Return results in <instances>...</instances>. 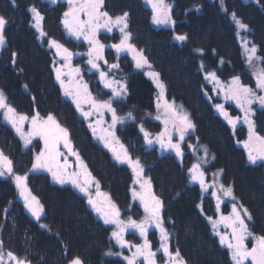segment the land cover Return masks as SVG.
Returning <instances> with one entry per match:
<instances>
[{
    "label": "rangeland",
    "instance_id": "1",
    "mask_svg": "<svg viewBox=\"0 0 264 264\" xmlns=\"http://www.w3.org/2000/svg\"><path fill=\"white\" fill-rule=\"evenodd\" d=\"M46 1V0H45ZM50 1L51 4H58V7L60 9V15L58 18L59 22V31H56L54 34L49 35L42 27L44 33H46L45 36L41 37L40 32L35 27V20L34 22L30 20V26H33L37 32L38 40L41 42L46 48L52 50L53 54V64L51 65L53 68V81L55 84L58 85L60 89V93L62 97L69 102V105L73 109V117H75L77 120H82L84 123V126L82 125V132H80L79 129H77V132L80 134H85L91 142L94 143L95 148H97L98 151L104 152L110 156L111 160L119 165L125 166V173L128 174V182L127 185L128 189H124L125 187L121 185H115V191L112 190V186L104 183V181L97 175H95L90 168V162L88 159L87 152H84V150L80 149V146L82 145V141H79L78 143L75 142L72 131L69 130L70 138L73 144V147L76 151L79 152L81 158L83 159L84 163L87 165L88 171L92 174V176L95 177L97 181H99L100 184V190L104 193H107L108 196L111 198V200L117 205V207L121 211V219L127 220L129 217L132 219H135L137 221L141 220L145 216V212L143 209V206L140 203V200L138 198L133 199L132 196V190L133 188L140 192L141 188L139 184H134V174L132 172V169L126 164V163H120L118 162L114 156L113 153L109 150V148H106L104 144L100 141L99 136L103 133L101 132V129H108L109 125L112 122V116L111 113L105 111L103 114L93 112V114L86 120L80 112L77 111L75 104L72 102V98L69 96H66L64 94V90L61 88L60 82L56 80V73L55 68L61 67L65 64V61L56 55V49L51 47L48 43L50 39L56 40L57 42L63 44L60 40L63 39L66 42H84L85 40L83 37H81L79 40H77L74 36H70L66 29L64 28V25L62 23L64 19V13L68 11L69 5L67 3V0H56L55 3ZM110 1L108 0V3L106 4V0H104V11H107L110 16L113 18L121 15L122 9L119 11H116L113 9V7L110 5ZM134 4L131 6L133 9H125L126 12L130 11L133 14L138 13L139 10L144 13V16H147L148 18L146 22V27H143V31L138 29L137 31L134 28L133 21L130 19L128 22L131 23L129 27L127 28V31H133L136 32L131 36V40L129 41L132 45L135 46L137 50H140L143 52L144 56L147 58L149 64L151 65V68H148L145 66L144 68H137L135 65V61L133 60V54L130 52H121L117 54L116 49L112 48L111 45L119 43L121 39V33L118 28H113L111 32H108L106 30H103V32L111 34L110 43L108 44V47L103 50V59L99 60L98 63L100 65V70L108 73V79L112 81H119L125 85L126 93L122 97L115 98L113 101V107L117 110V115L121 117H127L128 113L132 114L131 119H126L124 124H117L115 128V135L119 139L120 143L124 145V147L128 150L129 155L133 160L139 159L140 163L142 164L144 171H143V177L147 180H150V177L146 173V168L150 170H156L158 172V175L156 176V179H154V187L151 185L152 193L157 196L163 204V209L161 212V216L164 220V228L170 232V228L167 227V224L169 221H172V233H169V247L170 250L175 252L177 249H179L181 255L183 258L187 261V264H202L203 261L199 262L198 256L208 254V251L211 250V252H216L218 254V257L223 258L224 256V262L225 264H233L230 258L229 251L226 246L221 245L219 236L216 235V231H219L221 234L223 233H230V229L226 228L224 223H219L217 225L216 231L213 230L212 223L208 220V217H212L214 221H218L220 219V216H227L230 214L232 209L233 203L242 204L244 208L248 210V212L251 214L253 219H256V217L259 219L264 220V161H257L256 164H258L261 167V172L259 173V183H256V176L254 175L253 179L254 181H250L246 177V170L243 168V162H240L241 156H245V159L247 160V163L252 164L248 161L247 151L244 148L243 142L248 140V125L244 122V112L241 111V109L237 106L236 102L234 100L225 99L224 91L221 89H227L230 85L233 77H239L241 84L246 85L248 87H251L253 90L256 91L257 95H264V91H261L256 88V80L252 75V72L256 70V67H263L261 62H256V65L254 67H250L246 63V55H245V49L243 47L244 41L248 42V47H251L253 45V41L249 37L248 33V27L246 29H240L237 27V36H238V42L240 44V48L242 50V53L244 55V63H242V68L244 71L248 74H246L245 78L252 79L249 82L244 81L243 77L239 75L238 72L235 74H229L227 77L222 79L220 76H218L216 73V76L219 80V84L216 82L211 81L210 79H207L206 82H213V85L207 84L206 87L208 89L207 96L212 101L213 106L215 108V112L220 115V117L223 119V121L228 125V138L229 141H222V149L219 151V156L217 159L215 158V155L211 153V150L208 148L207 144L204 140L199 139L198 137V131L196 129V125L194 123V120L192 119L190 115V111L188 107L183 104L182 100H177L175 96H172L170 93L172 92L171 88V82L170 79L165 77L162 74V69H159L156 65H154L153 62L150 61L148 58V53H145L144 49L146 47V44L143 42L148 35L149 27L152 25L156 26V31L154 34H158L159 31L163 27H172V23L168 24H155L152 20V8L151 5L147 2V0H133ZM126 3V2H124ZM123 3V4H124ZM165 3L167 5H170V15L171 20L174 19L172 16V1L171 0H165ZM144 6V7H143ZM147 8V10L145 9ZM34 15L32 14L31 17ZM130 16V15H129ZM82 19H86V17H81ZM244 24V23H243ZM246 25V24H245ZM16 26V25H15ZM137 26V25H136ZM247 26V25H246ZM100 30L96 37L99 35V33L102 31ZM128 31V32H129ZM115 32V33H114ZM4 37L5 34L3 33ZM176 35H172L171 32L167 35V46L171 47L172 44H179L180 41L175 39ZM87 45H85L81 49L74 50V55L70 61V67H63L62 72L64 75H62V79L65 82V86L71 87L74 89L75 83L77 81H80L82 83H86L88 85V91L91 93L93 97H95L97 100H108L111 95V89L105 88L104 85L100 81L99 71L96 69H92L91 66L87 63L88 60V50L90 45L87 41H85ZM5 44V43H4ZM64 45V44H63ZM255 45V44H254ZM8 45L0 47V57H1V51L5 48H7ZM68 50L69 47L64 45ZM14 46L12 47V49ZM16 48V47H15ZM14 48V51L9 50L7 52L6 57L2 56L0 58V77L2 74L7 72V74L10 76L6 81H2L0 79V91L3 92L6 102L9 101V95L8 91L10 89L12 91H15L18 87H23V89L28 93L30 97L34 95V91L30 89V85L25 82L19 81L17 83L13 78L11 77L12 73L15 72V64H16V57L12 56V53L16 52ZM160 51V50H159ZM170 51V49H169ZM18 54V53H17ZM109 54V58H108ZM120 54L129 55L128 56H120ZM257 55L259 56L258 50ZM121 58V60H120ZM114 59H119L115 62ZM126 59L127 61H124ZM5 61V62H4ZM124 61V62H123ZM106 62V63H105ZM176 62V61H174ZM117 64V68H109V65ZM79 68L80 72L74 73L71 72V69ZM182 68V67H181ZM171 69V68H170ZM201 70L204 71L203 67H200ZM13 70V71H12ZM154 71L159 73V79L160 81L165 85L164 89V98L171 102H174L176 106H182V109L184 112L188 114V117L192 121V123L195 125V128L193 131H190L188 134H186L185 139L183 141H180L182 150H183V156L177 157L175 154V151L173 150H162L160 148V145L158 143H153L151 145L146 144L144 141V134L140 131V126L142 125L143 128L151 134V137L155 139L156 135L163 131L165 125L163 124V119H165L164 116V109L160 108L157 109V99L160 95V89L156 87V84L153 81V78L149 75H146L147 72ZM213 72V71H210ZM11 74V75H10ZM206 76V75H205ZM56 85V87H57ZM43 86V85H42ZM41 86V87H42ZM204 88L205 85L203 83ZM209 89L211 91H209ZM176 92L175 90H173ZM11 92V91H10ZM13 93V92H12ZM182 101V102H181ZM216 104H222L224 105L225 111L228 113V115L232 118H239L236 126L233 127L231 124L228 123V120L220 113V111L215 107ZM139 105H142L143 107L139 108ZM11 106V105H10ZM256 106V107H255ZM13 108V106H11ZM83 108L85 111H88L90 106L85 104L83 105ZM255 108L256 109H263L264 106H261L258 102H254L251 105L252 114L249 116V119L253 122L254 126L257 124V118L255 116ZM18 109V108H17ZM19 110V109H18ZM48 112V110H46ZM75 112V114H74ZM137 112H139L137 114ZM19 115H25L29 119L24 121L23 123V130L27 132L30 127L31 117L39 113L38 111L34 110L31 112H16ZM53 114V112H50ZM3 114V111L0 110V115ZM49 114H41L39 113L41 118H46ZM157 116H160L161 119H156ZM3 117V116H2ZM74 118V119H75ZM102 121L100 125L97 126V135H93L92 129L89 127V124L96 125V121ZM10 125V124H8ZM11 126V125H10ZM62 126V125H61ZM63 127V126H62ZM130 127V129H127ZM171 127V125H169ZM1 130V129H0ZM12 133L8 131L7 134L8 137L3 143L9 147L11 146L13 150L17 151V154H19L20 149L26 150V154H22V158L20 159V162L17 163L16 157L13 153L10 151H6L2 145L0 144V151H2L8 158L13 162V173L9 174L6 173L4 176H0L1 179L5 181V185L3 186L0 184V193L1 195H5L8 198V201L6 202V205L4 207H0V246H2L3 252L5 250L11 251L14 253V251L17 250H23V249H13L9 248L7 244H13L18 246H24L25 244L21 238L20 234H13V232H17V229L20 227L25 230L27 227L31 228V225L29 224L32 222H38L40 224V221L36 217H34L31 212L25 207L24 199L20 196L19 190L16 188V184L14 181L13 176L14 175H25L27 174V186L28 189L31 191L32 195L36 196L37 199L39 195L43 194L45 197L47 203L53 201V197L50 195L48 198L47 196V190L42 187L45 184L41 181L34 179L31 180L30 173L40 171L44 174V178H48L50 181L55 182L52 179V175L50 172H48L46 169H38V170H31L32 164L34 162L35 155L40 152V150L44 147L43 141L39 137H34L32 140V143L25 147L22 139L20 136L16 133L15 129L12 128ZM256 133L260 136H264L263 134H260L256 129ZM76 132V131H75ZM76 132V134H78ZM202 133V132H200ZM221 134H224L220 132ZM231 136V137H230ZM232 138V139H231ZM82 140V139H81ZM179 140L178 135L173 133V142H177ZM136 141L137 144L135 143ZM142 146L143 148H137L138 146ZM189 145H193L192 148L189 147ZM206 146L208 149V163L202 164V169L205 172V180L209 185H212L214 181H218L216 183V188H219V183H223L225 186L231 185L233 189L234 196L236 197V201H233L230 197H224L222 193H218L220 196V203H219V211L217 210V199L212 196V190L209 189L208 191H205L202 193L200 184L198 182H192L190 180V175L188 173V169L192 166L193 163H196L198 160H201V158L204 156V153L200 146ZM114 147H119L118 145H113ZM28 148V151H27ZM239 150H237V149ZM61 152H63L65 155H68L67 150L63 148V146H60ZM142 150L150 151L147 155V159L149 162L148 164L144 163V161L141 158V152ZM29 152L32 153V156H30V160L28 161V154ZM221 152V153H220ZM157 154V156L155 155ZM106 158V157H105ZM69 162L74 166L75 165V157L68 156ZM96 160V157L93 158ZM157 159H165L166 165L164 164V167L156 163L158 162ZM28 163L25 165L26 161ZM221 163L219 166L217 161ZM175 162L173 165L172 162ZM61 163H63V158H61ZM178 166L181 171L184 172L183 180L181 178H176L173 175L174 169L172 167ZM242 165V168H241ZM76 169L74 167L70 168L69 171H75ZM222 170L219 177H214V173L220 172ZM229 172V173H228ZM48 175V176H47ZM163 179L164 187H158L156 185L157 182L161 181ZM174 179H181V182L177 186L170 185L171 180ZM43 180V179H42ZM235 181V182H234ZM257 181V182H258ZM60 186L68 187L65 188L71 189L74 194L79 195L80 197L77 198L78 202V212L82 213L85 211L86 221L80 220L81 225L78 227L75 222L71 224V226H75L74 229H72V233H76L79 235H76V241L87 243L88 239H91L92 236L90 235L93 233L94 235H98L99 229L94 225V218L98 219L99 222L103 225H105L108 229V236L110 238V245L108 246V250L104 253H107V256L109 258H114V261H103V264H128L125 257H131L132 253L136 251V248L134 245H140L143 243V238L139 235L137 231L134 229H126L123 238L125 241L128 242V246L121 247L120 244L117 243L116 239L112 237V232L116 231V225L115 224H105L103 219L92 209V207L87 202V196H85L83 193L79 191L76 187H74L71 183H64L60 184L57 183ZM234 184V185H233ZM235 184L237 187L239 185H242L243 188H246L247 192L239 193L235 187ZM187 185H189L191 188L194 189L191 190V188L188 189ZM244 185L248 186L245 187ZM7 188V189H6ZM44 189L46 191H44ZM112 190V192H111ZM90 191L92 192L93 196H95V187L93 186ZM183 192L182 194H180ZM191 194H194V197H189L188 200H185L187 196H191ZM244 194V195H243ZM69 197V195L66 194V197ZM61 198V197H60ZM40 204L43 206V212L41 213V216L43 213H50L48 211V208L46 209L44 204L38 199ZM56 204H59L56 208L58 211H52L55 215H60L62 218L65 215L70 216V211L67 210L68 206L65 205L61 201L55 202ZM5 203L0 201V205H3ZM179 205V206H178ZM199 205L200 207H197ZM251 205V206H250ZM13 206L14 209H10V207ZM181 207L187 208L181 211ZM189 207V208H188ZM67 208V209H64ZM64 209V210H63ZM256 211L257 213H253V211ZM64 215H62V213ZM180 214H183L182 216H178ZM40 216V217H41ZM172 219H171V218ZM66 220V218L64 219ZM257 220V219H256ZM52 221H55L58 223L57 218H53ZM60 222H63V220H60ZM43 223H45L43 221ZM249 223V222H248ZM60 224V223H59ZM87 226L88 228H84ZM69 225V224H68ZM20 226V227H19ZM174 227H177L175 229L176 233H174ZM250 231L254 232L256 231L255 228L258 227L254 225V221L251 220V224H249ZM70 227V225H69ZM72 227V228H73ZM191 227V228H190ZM22 230V229H21ZM77 230V231H76ZM79 231V232H78ZM82 237H81V236ZM254 235H264V231L261 233L256 232ZM66 236V235H65ZM67 237V236H66ZM59 241H62L61 236H59ZM147 239L151 243V247L153 251H157V249L160 248V233L159 230L155 227H152L148 231ZM253 244V241L251 238L246 240V246L251 248ZM58 248L64 249L62 256V262L65 260L64 263L58 262V264H68L69 260L77 255H73L69 252H67L66 249H68V246L66 244H57ZM214 247V249L212 248ZM11 249V250H10ZM50 255L54 256V252H52V249H50ZM66 250V251H65ZM110 253V254H109ZM5 259H7V253H5ZM16 256H19V254L14 253ZM216 257V260H209V264H219V258ZM196 258V259H195ZM157 264H164L165 258L163 256L162 251L157 253ZM47 260V259H46ZM98 261V259H96ZM140 264H143V258H139ZM245 264H251V261H246Z\"/></svg>",
    "mask_w": 264,
    "mask_h": 264
},
{
    "label": "snow or ice",
    "instance_id": "2",
    "mask_svg": "<svg viewBox=\"0 0 264 264\" xmlns=\"http://www.w3.org/2000/svg\"><path fill=\"white\" fill-rule=\"evenodd\" d=\"M15 0H13V3ZM53 3L56 0H52ZM152 8V20L155 24H168L172 23L170 15V5L165 3V0H147ZM69 5L68 11L64 13V19L62 21L64 28L70 36H74L77 40L81 37L90 45L87 56V63L92 69L99 71L100 81L105 88L111 89L112 95L108 100H97L88 91V85L77 81L74 89L65 86V82L62 79L63 67H70V61L74 53L70 52L63 44L56 40L50 39L49 45L56 49V55L61 57L65 64L61 67L55 68L56 80L60 82L61 88L64 90V94L72 98V102L75 104L76 109L87 120L93 112L103 114L105 111L111 113L112 122L108 129H101L102 135L99 136L100 141L106 148L113 153L114 158L120 163H126L134 174V184H139L141 191L137 192L134 188L132 190L133 199L138 198L143 206L145 216L143 219L137 221L129 217L126 221L122 220L121 211L117 205L111 200L107 193L100 190L99 181L88 171L87 165L84 163L78 151L73 147L69 130L62 127L57 121L56 117L49 113L46 118H41L39 113L31 117L30 127L27 132L23 130L24 121L29 118L25 115H19L16 110L12 108L7 102L2 91H0V110L3 111V119L7 124H10L15 129L16 133L22 139L25 147L32 143L34 137H39L44 144V147L39 153L35 155L34 162L31 170L46 169L51 173L52 179L60 184L71 183L74 187L79 189L81 193L87 196V202L92 209L103 219L105 224H115L117 230L112 232V237L116 239L117 243L121 247L128 246V242L124 240L123 234L126 229H134L143 238V243L140 245H134L136 251L132 253L131 257H125L128 264H140L139 258H143V264H157V253H163L165 258L164 264H187V261L181 255L179 249L175 252L170 250L169 247V233L164 228V220L161 216L163 209L162 201L152 193L151 182L143 177L144 168L139 159L133 160L128 153V150L120 143L119 139L115 135V128L117 124H124L126 119H131L132 114L128 113L127 117H121L117 115V110L113 107V101L115 98L122 97L126 93L125 85L119 81H112L108 79V73L100 70L99 60L103 59V50L105 45L101 44L96 35L100 30H106L111 32L113 28H118L121 33V39L119 43L111 45L116 49L117 54L121 52H130L133 54V60L137 68H144L147 66L151 68L147 58L143 52L137 50L134 45L129 41L131 40V33L127 31L128 28V13L124 12L121 15L112 17L107 11H104V0H67ZM30 11L34 14L35 27L40 32V36L46 35L44 33L41 22L43 17L40 12L32 7ZM86 17L82 19L81 17ZM233 19L235 24L240 29H246L247 26L235 17L233 13ZM6 20L3 16H0V47L5 43V37L3 35V29L5 27ZM176 40L185 41L186 35H176ZM246 55V63L250 67H254L256 62H264V58L257 55L256 45L248 47V42L244 41L243 45ZM202 51V49H197ZM17 54L12 53L15 57ZM106 63V62H105ZM117 64L109 65V68H117ZM71 72L79 73L80 69H71ZM146 75L153 78L156 87L160 89V95L157 99V109H164L163 124L165 125L163 131L158 133L153 139L151 134L147 132L143 126H140V131L144 134V141L146 144L158 143L162 150H173L177 157L183 156V150L180 141L185 139L186 134L193 131L195 125L192 123L188 114L183 111L182 106H176L174 102H169L164 98L165 85L159 79V73L150 71ZM253 77L256 80V88L264 91V67H256V70L252 72ZM205 79H210L213 82L219 84V80L215 72H209L206 74ZM224 91L225 99L234 100L237 106L244 112V122L248 125V140L243 142L244 148L247 151L248 161L252 164H256L257 161H264V136H260L255 131L253 122L249 119L252 114L251 105L254 102H258L261 106H264V95H257L256 91L251 87L241 84L239 77H233L228 88L221 89ZM89 105L88 111H85L83 105ZM215 107L220 113L228 120V123L233 127L239 118H232L224 109V105L216 104ZM156 119H161L157 116ZM102 121H96V125L89 124V127L93 131V135H97V126ZM171 125V127H169ZM178 135L179 140L173 142V133ZM63 146L67 150L68 155H65L60 150V146ZM118 145L119 147H114ZM190 148L193 145H189ZM204 156L201 160L193 163L188 169L190 180L192 182H198L200 184L202 193L212 190V196L217 199V210L219 211L220 196L218 193H222L224 197H230L233 201H236L233 189L231 185L225 186L223 183H219V188H216L214 181L212 185H209L205 180V172L202 169V164L208 163V149L206 146H200ZM68 156L75 157V165L73 166L68 159ZM63 158V163H61ZM74 167L75 171H69ZM220 172L214 173V177H219ZM6 173H13V162L0 151V176H4ZM16 188L19 190L20 196L24 199L25 207L31 212V214L37 219L40 218L43 212V206L40 204L36 196L32 195L27 186V174L14 175L13 176ZM95 187V196H93L90 189ZM197 207H200L197 205ZM208 220L212 223L213 230L216 231L219 223H224L226 228H229L230 233L221 234L216 231V235L220 238L221 245L227 247L231 261L233 264H245L246 261H251V264H264V235H254L250 231L249 223L252 220L251 214L242 204L233 203L232 209L229 215L220 216L218 221H214L212 217H208ZM47 227V225H41ZM155 227L160 233V248L157 251H153L150 241L147 239L148 231L150 228ZM252 239V247L246 246V240ZM110 254V253H109ZM0 264H30V261L16 256L13 252H7V259L0 246ZM68 264H83V260L79 256H75L69 260Z\"/></svg>",
    "mask_w": 264,
    "mask_h": 264
},
{
    "label": "trees",
    "instance_id": "3",
    "mask_svg": "<svg viewBox=\"0 0 264 264\" xmlns=\"http://www.w3.org/2000/svg\"><path fill=\"white\" fill-rule=\"evenodd\" d=\"M171 1L172 16L174 17V19H172V27H163L157 34V40H152L149 37L155 32L149 27V32L146 36L148 38L146 39V47L144 51L145 53H148V58L150 61L153 62L154 65H156L159 69H162V74L166 78L168 77L170 79L172 86V92L170 94L175 96L177 100H182L183 102H181L188 107L190 112L194 109H197L198 111H207V108H209L211 111L210 115L214 116L219 122L222 123V126L224 127V131L222 132L225 134L224 137H228V125L223 121L220 115L215 112L213 103L206 94L208 91L206 85H213V82H206L207 79H205V75L210 71H213L222 79H224L230 73L235 74L234 66L236 62H240L241 64L244 63L245 57L238 42V36L236 34L237 28L233 19V13L237 19L247 25L250 39L253 41V44L256 45L259 56L264 58V0ZM128 2V5L119 7L118 10L122 9V12L124 13L126 12L125 9H133L131 5L134 4V1L129 0ZM3 3L8 4V1L0 0V7L2 9L5 7ZM26 3L39 4L41 10H46L47 14L54 12L53 8H48V5L41 0H29ZM10 11V16L13 17L15 21L9 26V28H7L6 41L8 46L4 50L3 56L6 55L9 50H12L13 46L14 48L16 47L18 50L16 51L18 53L15 64L16 69L15 72L10 75L17 83H19V81L25 82L26 84L28 83L31 86L30 89L34 91V95L30 97L23 87H18L15 89V91L10 89L11 92L8 91V93L11 94L8 96L9 102L15 108H18L20 111L24 112H31L34 110L41 114L53 112V115L60 122V124L72 131L75 142L78 143L79 141H82L80 149L84 150V152H87L89 162L94 167V169H96L97 175L105 178L106 174L110 175V180L107 181V183L112 186V190L115 191V185L117 184L123 186L124 179L125 177H128V174L123 171L124 168H118L115 166L104 152L98 151L97 148H95L94 143L91 142L85 134L80 136V134L77 132V129H79L80 132L83 131L82 125L84 126V123L82 120H77L75 117H73L74 115L72 107L69 105V102L62 97L58 85L56 87V84L53 81L54 77L51 69L52 58L49 54L50 52H48L47 49L39 45L37 42L34 31H32L25 18L26 15L23 13L22 5L14 8L11 7ZM144 13L141 11V9L138 13L135 12V14L129 11V19L133 21V25L138 22L139 24L137 27L141 31H143V27H146ZM49 24L50 23L48 21L47 25ZM212 29L213 31H211ZM170 32L172 35H186L187 39L185 41H180L179 44H172V46L169 47L167 46V35ZM54 33V30L50 31V34ZM154 42H161L163 50L160 49V51L158 50L156 52L154 49ZM197 49H202V51H197ZM209 54L211 55L209 56ZM29 62L32 64L28 65ZM188 64L190 67L187 66ZM261 64L264 67V62H261ZM28 67L30 68L29 70ZM176 67L182 70V72L179 73V77L177 72L174 71ZM183 67H185V69ZM200 67H203L204 71L201 70ZM16 76L18 77L16 78ZM8 77L10 76L4 71L0 79L4 78L2 81H6ZM249 77L250 76H248V78L243 77L244 81L249 82L252 80ZM203 83L206 88H204ZM209 91L211 90L209 89ZM46 110H48V112H46ZM255 111V116L257 118L255 129L260 134L264 135V110L255 108ZM194 123L196 125L198 135L200 132L205 133L209 128L202 125V123H205V119L203 118H200L197 122L194 120ZM75 131L78 134H76ZM221 149L211 150L215 154L216 159ZM149 152L150 151L142 150L140 155L146 164L149 162L146 160ZM155 155L157 156L156 153ZM94 157H96V160L93 159ZM239 159V164L244 161L243 168L242 165L241 168L247 169L245 172L247 179L254 181L253 177L255 175V182L259 183L258 179L260 177L259 173L262 170L261 167L258 164L247 163V160L243 155ZM117 170H119V174L116 173ZM145 170L152 179H156V176L152 175L151 170L147 168ZM42 183L45 184V186L42 187L47 190L46 191L44 189V191L48 193L46 198H48L50 195L54 198L53 201L47 203L45 197L42 194L43 191L40 194L45 208H48V211L50 212L49 216L51 218H57L58 223L55 222V224H58L59 226L62 223L60 220H63L65 224L70 225L71 229H74L76 225L80 227L82 225L80 220L83 219L86 221L87 218L85 216V211L83 213L82 210L81 212L77 211L79 206L76 200L80 196L74 194L71 189L65 190L54 187L49 183L46 185L44 179L42 180ZM235 187H237L236 184ZM66 194L69 195V197H66ZM57 201H61L65 205H69L68 209H64L70 211V216L66 217L63 212H61L62 215H64L62 218L60 215H58L60 213L55 215L52 212L54 209L55 211H58L56 207L59 206V204L55 203ZM254 212L255 210L253 213ZM65 218L66 220H64ZM256 219L258 220L257 217ZM93 220L94 225L99 229L97 237L100 239L101 244L108 248L110 239L108 236L107 227L101 224L98 219L94 218ZM70 222L71 224L73 222L77 224L73 227L71 226ZM29 224L32 227L31 231L27 229H22L21 231V229H17V232H13V234L18 233L21 236L28 235L38 227L37 224L32 221ZM84 228L86 229L88 227L84 224ZM40 230L41 229H38V232H33L34 234L32 235V240L25 241L23 239L25 247L13 244L7 245H9V248L23 249L14 251V253L19 254L18 257L20 258L30 261V264L63 263L62 256L64 257V251L63 249L58 248L57 244L59 241L57 238L51 234L46 236L45 233ZM76 235L73 238V241L76 242L77 245L74 247L67 245V252L79 256L83 260V264H103V261L105 260L104 258H97L98 261L94 260V263L88 262V243H85V241L84 243L77 242ZM89 243H91V241ZM212 248L214 249L213 246ZM50 249H52V252H54V256L50 255ZM101 252H104V250H99V256L101 255ZM216 257H218V254L209 250L208 254L198 256L199 259L197 260H199V262L203 261L202 264H209V260H216ZM218 258L219 264H225L224 256L223 258ZM108 261H110V259Z\"/></svg>",
    "mask_w": 264,
    "mask_h": 264
},
{
    "label": "bare ground",
    "instance_id": "4",
    "mask_svg": "<svg viewBox=\"0 0 264 264\" xmlns=\"http://www.w3.org/2000/svg\"><path fill=\"white\" fill-rule=\"evenodd\" d=\"M125 0H111L110 1V5L113 7V9H117L119 8L123 3H124ZM139 23H135V25H138ZM134 25V28L135 30L137 31V26ZM213 31V29L211 30ZM153 33V32H152ZM16 35V34H14ZM158 35L156 34H152L150 35L149 37L152 39V40H157ZM154 46H155V51L157 52L158 50H163L162 48V44L161 42H154ZM14 50V48L12 49ZM16 51H18L16 48H15ZM211 54H209L210 56ZM190 63V62H189ZM32 63L29 62L28 65H31ZM193 64V63H192ZM189 66V64L187 65ZM186 67V66H185ZM185 67H183L185 69ZM190 67V66H189ZM177 68V67H176ZM174 69L175 72H177V75L179 77V73L182 72V70H180V68H177V69ZM234 68L236 69V72L239 73V75L241 77H244L246 76V72L244 71V69L242 68V64L240 62H236L235 63V66ZM30 68L28 67V70ZM192 73V72H191ZM193 74V73H192ZM18 76H16L17 78ZM143 107L142 105H139V108ZM139 112H137L138 114ZM211 111L209 110V108H207V111H198L197 109H194L190 112V115L192 117L193 120H195L196 122L200 119V118H203L205 119V123H202V125L206 126V127H209L208 130L205 132V133H200L198 135L199 139H202L205 141V143L207 144L208 148L210 150H220L221 149V143L223 140L225 141H229L230 139L228 138H224L225 134H221L220 132H223V126H222V123L219 122L214 116L210 115ZM214 124V125H213ZM127 129H130V127H128ZM232 139V138H231ZM137 142H140V141H136L135 143L137 144ZM137 148H143L141 145L138 146ZM219 156V155H218ZM158 162L156 163H159L161 164L163 167H164V164L166 165V162H165V159H157ZM217 161V160H216ZM173 165L175 164V162L173 161L172 162ZM218 165L220 166L221 163H219L217 161ZM174 169V173L173 175L176 177V178H181L183 180L184 177V172L180 170V168L178 166H174L172 167ZM150 170V169H149ZM152 172V175L154 176H157L158 175V172H156V170H151ZM117 174H119V170L116 171ZM181 179H174V180H171L170 182V185L171 187L172 186H177L179 185V183L181 182ZM158 187H164V184H166L165 182H163V179L159 182H157ZM245 187H248L246 185H244ZM188 189L191 188L189 185H187ZM246 188H243L242 185H239L236 190L239 192V193H244L247 192L246 190H244ZM191 190L194 191L193 188H191ZM183 192H181L180 194H182ZM243 194V195H244ZM183 195V194H182ZM189 197H194V194H191V196H187L186 195V198H184L185 200H188ZM68 208H69V205H67ZM179 206V205H178ZM181 211H183L184 209H187V208H184V207H181ZM189 208V207H188ZM257 213L256 211L254 212V214ZM183 214H180L178 216H182ZM20 227V226H19ZM167 227L170 228V232L172 233V225H169L167 224ZM174 231L177 227H174ZM19 229H23L22 227H20ZM27 230L31 231L28 227L26 228ZM256 231H257V228H255ZM38 229H35L34 231H36ZM33 231V232H34ZM41 231V230H40ZM57 234L59 236H61L62 238V242L63 244H66V245H70V246H76L77 243L73 241V238L75 237L76 233H72V229L69 227L68 224H65L64 222H62L57 230H56ZM79 232V231H78ZM176 233V231H175ZM67 237H66V236ZM92 236L91 239H88L87 240V243H88V246H89V249L87 250V254L89 255L88 258V262L90 263H94V260H96L97 258H104L106 262H108V259H110L111 261H114L115 259L114 258H109L107 256V253H104L106 252L108 249L101 244L100 242V239L94 235L93 233L90 234ZM91 241V243H89ZM107 249V250H106ZM99 250H104V252H101L100 256L98 254ZM106 250V251H105ZM92 260V261H91ZM46 264V263H45Z\"/></svg>",
    "mask_w": 264,
    "mask_h": 264
},
{
    "label": "flooded vegetation",
    "instance_id": "5",
    "mask_svg": "<svg viewBox=\"0 0 264 264\" xmlns=\"http://www.w3.org/2000/svg\"><path fill=\"white\" fill-rule=\"evenodd\" d=\"M25 5H29V4H27V3H24ZM58 6V5H57ZM24 9H26V8H28V7H23ZM36 10L37 11H39L37 8H36ZM40 12V11H39ZM40 14H41V16L42 17H44V15H45V13L43 12H40ZM83 17V16H82ZM115 33V32H114ZM108 37L110 38L111 37V34H108V33H105V32H103V30L99 33V36L96 38V39H98L102 44H107V42H106V40L108 39ZM108 43H110V42H108ZM126 53V52H125ZM128 57H129V55H127ZM9 104V103H8ZM3 114H1L0 115V129L1 128H7V129H9V132L10 133H12V127L10 126V125H8L5 121H4V119H3ZM1 124H3V125H1ZM8 132L7 131H5V130H0V143H2V144H4L3 143V141H5L6 139H7V137H8V135L9 134H7ZM6 138V139H5ZM9 151L11 152V153H13L14 155H15V157H16V162L17 163H19L20 162V159L22 158V154H26L27 152H26V150H22V149H20V150H18L19 151V154H17V151L16 150H13L12 149V147L11 146H9ZM30 156H29V154H28V161L30 160V158H29ZM26 161V160H25ZM28 161H26V163H25V165L28 163ZM30 175V177H31V180L32 179H34L35 181H37V180H39V175H43V173H41L40 171H36V172H33V173H30L29 174ZM7 189V188H6ZM0 201L1 202H3V203H5V204H3V205H0V207H4V205H6V202L8 201V198L5 196V195H1V193H0ZM10 209H14L13 208V206H11L10 207ZM45 219H43V221L45 222L44 224L45 225H47V227H43L44 228V230H45V232H46V236H48V231H49V229H50V221H49V219H48V217H47V213L45 214ZM252 217V216H251ZM252 220L254 221V225H256L257 227H258V230L257 231H254L253 233L255 234L256 232H258V233H261V232H263L264 231V220L263 219H259V220H256V219H253L252 218ZM249 224H251V221L249 222ZM250 227V226H249ZM30 230H32V227L31 228H29ZM37 229H40L39 227H37ZM22 231V230H21ZM34 232H38L37 230L36 231H34ZM34 233L32 232V233H30V234H28V235H24V236H21V238H22V240L24 239L25 241L26 240H32V235H33ZM58 241H59V239H58ZM24 242V241H23ZM59 244H61V245H63V242L60 240L59 241ZM64 250V249H63Z\"/></svg>",
    "mask_w": 264,
    "mask_h": 264
}]
</instances>
